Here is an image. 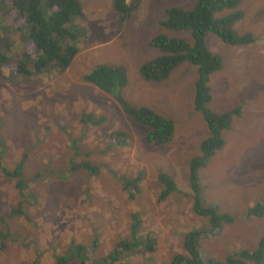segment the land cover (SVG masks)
Masks as SVG:
<instances>
[{"label": "rangeland", "instance_id": "rangeland-1", "mask_svg": "<svg viewBox=\"0 0 264 264\" xmlns=\"http://www.w3.org/2000/svg\"><path fill=\"white\" fill-rule=\"evenodd\" d=\"M79 2L84 17L71 26L77 52L65 69L23 79L10 71L12 65L0 67V162L11 169L25 155L21 172L26 200L31 201L23 205L28 219L12 214L20 196L13 181L0 172V232L7 228L12 234L0 242V264H59L56 255L66 264H98L95 257L106 255L120 239H130L129 215L134 212L140 220L137 235L151 238L150 249L124 252L122 262L188 264L192 254L183 248V235L208 220L192 211L188 181L187 163L209 135L192 105L195 68L183 62L157 82L143 80L137 68L160 53L146 45L152 35L188 36L164 29L157 19L163 8H189L193 0H140L123 26L116 23L109 0ZM235 9L241 17L233 29L251 33L253 42L234 46L212 33L204 41L221 57L220 68L208 78L209 108H239L220 133L223 146L198 171L203 206L234 217L222 230L199 240L216 261L242 248L252 250L264 235V213L248 212L255 202H264V0H238ZM16 15L10 0H0V51H6V43L7 54L18 58L32 54L34 47L16 31L15 26H22ZM110 62L126 67L127 82L120 94L129 103L173 121L168 143H147L146 126L124 114L108 94L80 80L88 67ZM85 113L104 119L87 125L81 119ZM114 130L125 134L124 145L114 144ZM82 161L100 167L94 173L69 169ZM158 172L167 174L176 187L160 202ZM135 175L138 191L129 197L122 178L133 180ZM93 238L96 244L91 246ZM71 244L90 249L85 261L70 254Z\"/></svg>", "mask_w": 264, "mask_h": 264}, {"label": "trees", "instance_id": "trees-1", "mask_svg": "<svg viewBox=\"0 0 264 264\" xmlns=\"http://www.w3.org/2000/svg\"><path fill=\"white\" fill-rule=\"evenodd\" d=\"M140 0H109L110 10L119 26L127 23ZM238 0H193L189 8L167 6L162 10V17L157 19V24L166 30L187 32V37H173L163 33L152 35L147 41L148 47L156 48L160 53L150 59L141 62L137 68L139 75L145 81L157 82L165 79L169 73L179 64L186 62L195 68L193 81L192 105L197 111L209 132V135L198 143V153L192 156L188 163V181L192 190L191 209L195 215L207 218L205 226L196 227L183 235V248L191 251L188 264H259L264 261V235L261 236L258 245L252 250L239 249L232 255H228L222 261H216L207 255V249L199 241L202 238L213 235L222 230L225 224L234 221V217L227 212H219L216 207H205L202 204L201 185L197 183L198 171L206 166L208 159L219 150L224 141L220 135L231 125V118L238 114L239 108L233 107L225 111L214 112L209 106L210 100L208 78L221 66L219 54L212 53L205 46L207 33H212L220 41L243 46L252 43L254 37L251 33H236L233 29L241 12L235 9ZM11 7L21 18L22 26H15L24 40H28L34 47L32 54L22 53L18 58L7 54L10 47L6 43L0 51V67L12 65L10 69L15 75L29 78L32 75H42L45 71L53 69L60 71L65 69L77 52V42L71 26L74 22H80L84 16L79 0H10ZM230 9L229 13H223ZM82 82L91 83L99 90L108 94L117 104L119 109L129 116L135 123L148 128L144 135L147 143L159 146L168 143L173 134V121L160 115L149 107L136 106L129 103L121 94L120 89L126 80V67L122 62L98 63L88 67L80 75ZM82 121L87 125H99L103 121L102 116H93L90 113L82 114ZM114 144L124 145L125 134L114 130L110 134ZM0 157L4 150V143L0 137ZM25 155H21L11 169L2 166V175L13 181V187L17 194L25 193L27 182L22 176V165ZM100 165H93L87 161L75 163L70 170L81 168L88 173H94ZM160 190L156 195V201L160 202L176 191L171 178L164 172H158L156 176ZM139 176L133 180L122 178V184L126 188L129 197L137 193L136 183ZM199 182V181H198ZM26 197L22 198L11 210L12 214L22 215L28 219L26 209L28 205ZM248 212L255 216L264 213V202H255L249 207ZM137 213H131L129 234L130 239H120L115 248L106 255L95 257L98 264H125L121 255L127 251H137L138 247L150 249L151 238L137 235L140 224ZM205 218V219H206ZM12 239V234L7 228L0 232V242ZM96 244V238L92 239V245ZM70 254H74L80 262L87 259L85 246L71 244ZM204 256H203V255ZM54 260L59 264H66L63 256L56 255Z\"/></svg>", "mask_w": 264, "mask_h": 264}, {"label": "flooded vegetation", "instance_id": "flooded-vegetation-1", "mask_svg": "<svg viewBox=\"0 0 264 264\" xmlns=\"http://www.w3.org/2000/svg\"><path fill=\"white\" fill-rule=\"evenodd\" d=\"M26 191H27V189H25ZM28 195V194H27ZM24 197H26L25 196V194H24V192L22 193V194H20V197L18 198V202L22 199V198H24Z\"/></svg>", "mask_w": 264, "mask_h": 264}, {"label": "clouds", "instance_id": "clouds-1", "mask_svg": "<svg viewBox=\"0 0 264 264\" xmlns=\"http://www.w3.org/2000/svg\"><path fill=\"white\" fill-rule=\"evenodd\" d=\"M75 56V55H74ZM73 59V58H72ZM103 92V91H102ZM203 255V254H202ZM204 256V255H203Z\"/></svg>", "mask_w": 264, "mask_h": 264}]
</instances>
